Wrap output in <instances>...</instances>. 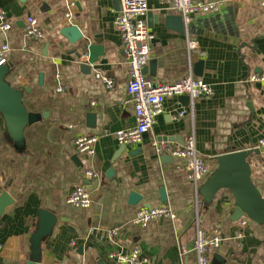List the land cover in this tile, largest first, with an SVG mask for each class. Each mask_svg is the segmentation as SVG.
Instances as JSON below:
<instances>
[{
	"label": "crops",
	"instance_id": "obj_1",
	"mask_svg": "<svg viewBox=\"0 0 264 264\" xmlns=\"http://www.w3.org/2000/svg\"><path fill=\"white\" fill-rule=\"evenodd\" d=\"M148 3L146 20L155 40L147 77L153 83L175 82L190 74L209 83L213 92L193 101L166 98L143 141L123 146L116 132L135 127L136 117L128 92L130 68L113 24L120 11L115 0H0L13 23L6 33L0 28V44L11 47L5 80L22 91L29 112L42 115L17 142L0 110L1 192L14 201L0 217V264L28 263L41 210L57 217L42 241V264H126L110 255L134 248L141 249L145 264H180L185 248L190 252L184 260L195 264L199 229L221 238L209 264H264V213L234 221L236 200L229 189L208 199L209 178L197 190L184 159L159 154L152 146L155 139L182 146L194 136L212 174L220 155L249 150L264 139V84L251 80L264 73L262 0H224L219 10L197 13L188 25L172 0ZM31 14L40 35L25 33ZM69 25L83 33L74 43L61 33ZM188 37L197 41L196 48L189 49ZM102 77L111 78L113 87ZM79 135L98 136L93 155L76 150ZM248 161L252 186L264 198V150L256 148ZM86 170L96 176H86ZM78 185L90 192V207L67 202ZM132 192L141 196L135 204L130 203ZM148 204L168 205L176 218L135 224L137 211Z\"/></svg>",
	"mask_w": 264,
	"mask_h": 264
},
{
	"label": "built area",
	"instance_id": "obj_2",
	"mask_svg": "<svg viewBox=\"0 0 264 264\" xmlns=\"http://www.w3.org/2000/svg\"><path fill=\"white\" fill-rule=\"evenodd\" d=\"M241 3H250L258 0H237ZM224 4V0H172V7L181 12L186 25L190 23L193 16L197 13H207L217 11ZM264 5V1L262 0ZM73 5V3H72ZM149 10L148 0H120V11L116 15L113 24L118 29L123 51L129 64V82L128 92L131 95L134 107L136 125L131 129H123L116 132L119 144L123 146L139 145L146 133H148L157 118L165 108V100L171 96H189L192 101L203 95H210L213 90L209 83L202 78H195L192 75H186L175 82L153 83L145 74V68L151 57V47L155 40V34L149 30L146 20V13ZM13 26L6 11L0 7V28L6 33ZM41 28L34 15L27 17L25 33L27 36L41 34ZM189 49L197 47V41L188 37ZM11 47L8 43L0 44V66L8 64ZM107 87L111 88L114 81L108 77H102ZM252 81L264 84V73L254 74ZM183 114V112H181ZM96 135H79L74 139L76 150L83 155H93L95 146L98 142ZM152 146L159 154H169L173 157H180L185 160V167L188 172L189 180L195 185L196 189L200 182L211 175V165L207 159L200 156L196 148L194 136L187 138L181 145H172L167 141L154 140ZM264 150V139H260L257 146ZM86 176L94 177L96 172L86 170ZM2 183L0 181V192ZM67 202L75 207H90L93 203L92 196L83 185L75 186L67 195ZM170 217L175 219L176 215L168 205H156L150 208L143 207L135 215L134 223L143 227L148 226L152 221ZM221 244V238L218 235H210L199 229L197 231L196 245L194 252L197 255L195 264H209V257ZM3 244L0 242V252ZM190 250L185 248L181 251L183 261L180 264H193L187 258ZM111 259L116 262L126 264H145L147 259L142 255L140 248H134L129 252L112 253Z\"/></svg>",
	"mask_w": 264,
	"mask_h": 264
},
{
	"label": "water",
	"instance_id": "obj_3",
	"mask_svg": "<svg viewBox=\"0 0 264 264\" xmlns=\"http://www.w3.org/2000/svg\"><path fill=\"white\" fill-rule=\"evenodd\" d=\"M115 4L120 7L119 0H115ZM241 11H245V9H241ZM169 19L170 16L167 18V22ZM180 20L182 21L183 18H180ZM61 33L72 43L83 37V33L76 25L64 27ZM93 49L94 47H90L91 53H93ZM94 60L93 57H90L91 62H94ZM202 62L199 63L200 66ZM8 71V64L0 66V110L6 118L7 129L11 137L15 141L21 142L23 140L24 128L42 118V115L27 110L22 100V91L15 89L5 80ZM201 73L202 68H199L196 74L201 75ZM181 97L190 100L189 96ZM255 150L256 148H250L249 150L220 155L217 161L218 167L207 181L206 196L208 199H213L215 194L224 188L232 192L236 200V207L232 217L234 221L239 220L245 214L264 213V198L261 197V194L256 193L250 178L251 167L248 157ZM140 199L141 196L138 193H131L130 203L135 204ZM160 200L161 203L167 201L163 189H161ZM13 202L12 197L7 191L0 193V217ZM145 207L150 208L152 205L148 204ZM56 223L57 217L53 213L47 210L39 212V222L36 231L31 237V256L27 264H42V241L52 233ZM215 259L219 262L222 261L219 255H215Z\"/></svg>",
	"mask_w": 264,
	"mask_h": 264
}]
</instances>
